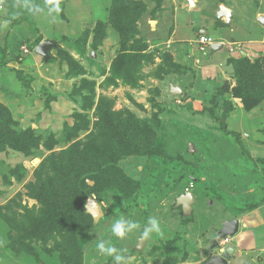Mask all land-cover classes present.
<instances>
[{
	"label": "rangeland",
	"instance_id": "obj_1",
	"mask_svg": "<svg viewBox=\"0 0 264 264\" xmlns=\"http://www.w3.org/2000/svg\"><path fill=\"white\" fill-rule=\"evenodd\" d=\"M17 5L0 0V264H114L99 239L127 264H205L225 247L228 264H264V0H61L58 21ZM207 28L225 44L219 76ZM118 216L140 229L117 239ZM152 216L162 234L140 240Z\"/></svg>",
	"mask_w": 264,
	"mask_h": 264
},
{
	"label": "clouds",
	"instance_id": "obj_2",
	"mask_svg": "<svg viewBox=\"0 0 264 264\" xmlns=\"http://www.w3.org/2000/svg\"><path fill=\"white\" fill-rule=\"evenodd\" d=\"M17 6L23 13L32 16L51 17L52 21H58L62 12L61 0H43V3H38L37 0H18ZM18 14L20 13H14L12 19H15ZM10 23V19L2 21L5 27ZM140 227L137 221L125 216H118L111 223L110 232L112 236L123 240L139 230ZM153 234H162L161 222L155 216L148 218L146 225L140 231L139 238L140 240H147ZM95 246L101 255L111 257L114 264H127L126 249L116 247L111 239H99Z\"/></svg>",
	"mask_w": 264,
	"mask_h": 264
},
{
	"label": "water",
	"instance_id": "obj_3",
	"mask_svg": "<svg viewBox=\"0 0 264 264\" xmlns=\"http://www.w3.org/2000/svg\"><path fill=\"white\" fill-rule=\"evenodd\" d=\"M225 15L229 18V11L225 8H221L219 16ZM205 32V31H204ZM54 44L52 42H41L35 49L36 54L42 56L44 60L48 59L47 51L52 47ZM215 47H211V49H215ZM177 87H171L170 92L172 94H176L179 92L177 91ZM89 185H93L92 182L88 183ZM194 202V196L192 192H186V194L177 198L176 203L177 205L181 206L183 214H189L192 210V203ZM86 212L91 216L94 222H97L99 218L103 216V211L101 209L100 204L92 197H88L85 205ZM239 227V222L237 220L225 222L223 224V228L220 230V234L225 236H233L237 233ZM226 249L220 254V256L207 261L205 264H228V260L230 259L231 255L234 253L232 248L225 247Z\"/></svg>",
	"mask_w": 264,
	"mask_h": 264
},
{
	"label": "crops",
	"instance_id": "obj_4",
	"mask_svg": "<svg viewBox=\"0 0 264 264\" xmlns=\"http://www.w3.org/2000/svg\"><path fill=\"white\" fill-rule=\"evenodd\" d=\"M223 8V7H222ZM226 9V8H225ZM227 11H229V15H231V11L230 10H228V9H226ZM220 11H221V8H219V13H220ZM219 13H218V15H217V17L218 18H221V16H219ZM222 17H224L225 18V20L227 21V22H229V20H230V16H229V18H227L225 15H222ZM234 24V22L232 21V20H230V26L232 27V25ZM209 29L207 28V33L206 32H204V31H201L200 32V34L201 35H207L208 37H210V38H215V36H213V34L212 33H209ZM222 41V39H219V41ZM218 40H211V42H212V44H210L207 48V50H209V54H208V58L210 59V61L206 64V66H210L209 68H208V70L209 71H211L212 70V72L214 71V69H212V67H214V66H222V64L221 63H223V58H222V56L223 57H225V53H224V51H225V44L223 43V42H219ZM217 47V48H215V49H211V47ZM217 61H219L218 63H215V62H217ZM215 63V64H214ZM211 68V69H210ZM216 73H215V71H214V73H213V75L214 76H219V74L218 75H215ZM5 77V74L2 72V71H0V78H1V81H0V85H2L3 84V82L5 81V80H8L6 77ZM10 83H11V81L9 80V86H10ZM8 86V85H7ZM7 86H5V88L7 87ZM4 88V86H2V88L1 89H3ZM0 93H2V94H4L3 93V91H1ZM5 95V94H4ZM4 95H2V96H4Z\"/></svg>",
	"mask_w": 264,
	"mask_h": 264
},
{
	"label": "built area",
	"instance_id": "obj_5",
	"mask_svg": "<svg viewBox=\"0 0 264 264\" xmlns=\"http://www.w3.org/2000/svg\"><path fill=\"white\" fill-rule=\"evenodd\" d=\"M199 44L202 47V50H205V47H208L212 42L208 36L201 35L199 38Z\"/></svg>",
	"mask_w": 264,
	"mask_h": 264
},
{
	"label": "bare ground",
	"instance_id": "obj_6",
	"mask_svg": "<svg viewBox=\"0 0 264 264\" xmlns=\"http://www.w3.org/2000/svg\"><path fill=\"white\" fill-rule=\"evenodd\" d=\"M174 92H179L180 93V89L178 88L177 91L174 90ZM190 151H194L193 146H190Z\"/></svg>",
	"mask_w": 264,
	"mask_h": 264
},
{
	"label": "trees",
	"instance_id": "obj_7",
	"mask_svg": "<svg viewBox=\"0 0 264 264\" xmlns=\"http://www.w3.org/2000/svg\"><path fill=\"white\" fill-rule=\"evenodd\" d=\"M72 173H73V172H72ZM72 173L69 172V174L67 175L66 179L71 178V177H69V176H70ZM83 217H84V216H83Z\"/></svg>",
	"mask_w": 264,
	"mask_h": 264
},
{
	"label": "flooded vegetation",
	"instance_id": "obj_8",
	"mask_svg": "<svg viewBox=\"0 0 264 264\" xmlns=\"http://www.w3.org/2000/svg\"><path fill=\"white\" fill-rule=\"evenodd\" d=\"M220 256V255H219ZM218 257V256H217Z\"/></svg>",
	"mask_w": 264,
	"mask_h": 264
}]
</instances>
